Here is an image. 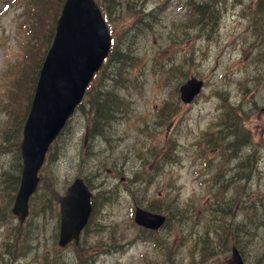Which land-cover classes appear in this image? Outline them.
I'll use <instances>...</instances> for the list:
<instances>
[{
    "label": "rangeland",
    "instance_id": "1",
    "mask_svg": "<svg viewBox=\"0 0 264 264\" xmlns=\"http://www.w3.org/2000/svg\"><path fill=\"white\" fill-rule=\"evenodd\" d=\"M126 1L96 0L115 51L137 58L123 74L107 70L125 82L118 89L122 108L105 137L90 133L85 144L86 103L39 171L57 196L76 177L97 194L79 243L61 248L57 198L39 185L20 225L11 214L15 192L4 187L5 175L13 176L20 163L24 119L60 7L58 0H0V264H189L204 256L205 242L212 257L204 264H231V241L239 242L245 264H264V226L258 222L264 207L257 210L264 200V22L253 21L257 0H217L216 25L205 27L188 16L190 0ZM190 76L205 85L185 105L176 89ZM165 103L172 106L168 121L158 115ZM230 108L248 114L240 126L247 150L256 155V171L249 181L222 186L235 172L227 157L233 136L223 119ZM105 138L110 145L100 166ZM251 201L255 208L249 210ZM151 203H161L175 219L148 239L132 212L134 204ZM224 228L231 235L228 250L215 244Z\"/></svg>",
    "mask_w": 264,
    "mask_h": 264
},
{
    "label": "water",
    "instance_id": "2",
    "mask_svg": "<svg viewBox=\"0 0 264 264\" xmlns=\"http://www.w3.org/2000/svg\"><path fill=\"white\" fill-rule=\"evenodd\" d=\"M110 47V35L94 0H65L56 21L50 47L41 65L29 112L22 129V166L12 213L22 222L28 199L35 191L37 172L45 152L84 95L94 72ZM194 77L180 87V99L190 102L202 87ZM90 192L81 178H75L59 200L58 245L77 241L91 211ZM134 221L157 229L164 221L158 214L136 208ZM234 264H242L235 249Z\"/></svg>",
    "mask_w": 264,
    "mask_h": 264
},
{
    "label": "trees",
    "instance_id": "3",
    "mask_svg": "<svg viewBox=\"0 0 264 264\" xmlns=\"http://www.w3.org/2000/svg\"><path fill=\"white\" fill-rule=\"evenodd\" d=\"M33 4H35L36 0H29ZM112 1V0H110ZM63 0H58V7H61ZM127 4H131L132 2L126 1ZM217 0H190L188 2L189 7V17L194 20L198 26H213L216 25V20L218 18V9L216 8ZM132 5V4H131ZM136 10V9H134ZM140 11V10H139ZM42 15H47V13L41 12ZM258 14L261 18H258ZM147 15V14H146ZM253 18L254 22H258V20H263L264 22V0H257L254 5ZM48 17V16H47ZM53 30V27H52ZM112 30V29H111ZM46 32V31H45ZM52 34V31H51ZM47 36H51L50 32L47 33ZM131 59H126L124 50L120 51H111L106 59V63L103 65L100 73V80L96 83L91 84L86 91V103L89 104L86 108V117L89 120L91 134H102L105 130L108 129L109 124L113 117H115V113L121 109L123 106L122 100L118 94V87H123L125 82L117 79L118 76L115 74L110 76L107 73V70L112 68L118 70L121 74H123V70L130 63ZM109 62V65H107ZM103 79V80H102ZM82 109L84 106H81ZM81 107H79L81 109ZM169 109V105H163L161 107V112L167 111ZM237 108L228 109L227 115L236 119L237 121ZM226 128L229 130V135L233 136V139L237 136L242 137L243 139H248L244 130L241 128L239 122L236 124H229L224 121ZM233 139L230 141L229 146ZM20 171V163L16 168V173L13 176L6 174L5 175V185L4 187H9L11 185V191H15L18 184ZM136 176V175H135ZM40 186H44L45 190L50 191V195L53 198H58V196L52 192V182L47 181L45 179L40 178ZM39 187V186H38ZM34 199V198H33ZM50 201V200H49ZM249 210L250 205H253L251 201L248 203ZM47 203H43V207H46ZM247 207V206H246ZM149 209L157 210L158 212H163L168 217L169 223L171 217H175V214L170 213L169 210L165 208V206H160L159 204H149ZM47 208H45L46 210ZM258 222L261 224V220ZM263 222V221H262ZM264 225V224H262ZM245 232L249 233L250 229L245 227ZM202 254L206 255V247L202 249Z\"/></svg>",
    "mask_w": 264,
    "mask_h": 264
},
{
    "label": "bare ground",
    "instance_id": "4",
    "mask_svg": "<svg viewBox=\"0 0 264 264\" xmlns=\"http://www.w3.org/2000/svg\"><path fill=\"white\" fill-rule=\"evenodd\" d=\"M125 58L132 59V60L137 59L135 56L131 54V52H128V51L125 53ZM236 117H237V121L236 119L230 117L227 114L223 115V119L227 123L236 124V122H239L240 124V122H245L247 120L248 114L245 113L244 111H238ZM247 149H249V146L245 139H243L240 136H237L233 139V141L231 142L229 146L228 158H229V163L231 162L233 163V164L231 163L230 168L235 169V172L229 177V179L224 180L222 186H226V185L231 186L233 183H236V182L238 183L239 181L246 182L250 180L249 178L252 176L251 174H253L256 171V169L252 167L255 162L256 155L253 152L248 151ZM242 166L244 167V169L247 168L244 171V173L242 171ZM222 178L224 179V177L222 176L221 178L219 177V181H221ZM253 207H254V203H253ZM263 207H264V200L257 206V210L262 209ZM260 214H264V213H260ZM262 224H264V218L261 219V224H260L261 226H264ZM238 227L239 229L243 230L242 226L239 225ZM225 236L229 237L231 235L226 233ZM205 243L208 246H211L210 243L208 242H205Z\"/></svg>",
    "mask_w": 264,
    "mask_h": 264
}]
</instances>
